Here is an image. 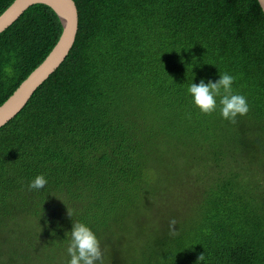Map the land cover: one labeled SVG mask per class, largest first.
Listing matches in <instances>:
<instances>
[{
    "label": "trees",
    "instance_id": "obj_1",
    "mask_svg": "<svg viewBox=\"0 0 264 264\" xmlns=\"http://www.w3.org/2000/svg\"><path fill=\"white\" fill-rule=\"evenodd\" d=\"M14 1L0 0V15ZM74 1L69 56L0 129V264H67L62 241L77 220L105 264H264L258 1ZM61 33L35 5L0 35V106ZM219 72L248 98L235 123L201 114L187 94ZM40 173L48 185L29 190ZM178 192L194 204L184 216L172 209Z\"/></svg>",
    "mask_w": 264,
    "mask_h": 264
},
{
    "label": "clouds",
    "instance_id": "obj_2",
    "mask_svg": "<svg viewBox=\"0 0 264 264\" xmlns=\"http://www.w3.org/2000/svg\"><path fill=\"white\" fill-rule=\"evenodd\" d=\"M4 71L11 73L12 69L5 66ZM235 79L236 77L228 72H219L218 79L202 78L199 83L191 82L187 87V94L191 97L193 106L201 114L211 115L219 110L222 119L235 123L238 117L245 116L250 111L247 96L233 89ZM48 183L47 176L40 173L29 181L28 188L29 190H44ZM68 214L73 217L76 212L75 210L71 213L68 211ZM175 225L176 220L172 219L169 227L173 233ZM65 237L62 242L67 245L66 251L69 256L67 264H105L100 243L86 222L73 221L71 230L65 232ZM202 259L203 255L199 257V260Z\"/></svg>",
    "mask_w": 264,
    "mask_h": 264
},
{
    "label": "water",
    "instance_id": "obj_3",
    "mask_svg": "<svg viewBox=\"0 0 264 264\" xmlns=\"http://www.w3.org/2000/svg\"><path fill=\"white\" fill-rule=\"evenodd\" d=\"M264 13V0H257ZM35 5L49 7L62 25L61 36L45 60L20 84L0 106V129L15 119L27 106L35 92L59 69L69 56L79 30V13L74 0H15L0 15V35Z\"/></svg>",
    "mask_w": 264,
    "mask_h": 264
},
{
    "label": "rangeland",
    "instance_id": "obj_4",
    "mask_svg": "<svg viewBox=\"0 0 264 264\" xmlns=\"http://www.w3.org/2000/svg\"><path fill=\"white\" fill-rule=\"evenodd\" d=\"M174 201H177V202L174 204L172 209L179 216H184L187 213H189L192 209H194V204L191 203V199L189 197H186V196L181 195V194L179 196V192L174 196ZM147 220H145V221H147ZM168 221L169 220L164 219V222H168Z\"/></svg>",
    "mask_w": 264,
    "mask_h": 264
}]
</instances>
